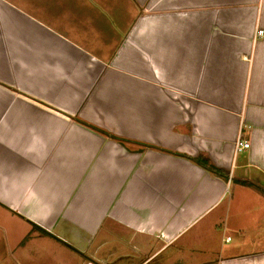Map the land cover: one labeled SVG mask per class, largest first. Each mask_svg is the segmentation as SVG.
Masks as SVG:
<instances>
[{
	"label": "crops",
	"instance_id": "obj_1",
	"mask_svg": "<svg viewBox=\"0 0 264 264\" xmlns=\"http://www.w3.org/2000/svg\"><path fill=\"white\" fill-rule=\"evenodd\" d=\"M256 29L264 0H0V264H264Z\"/></svg>",
	"mask_w": 264,
	"mask_h": 264
},
{
	"label": "trees",
	"instance_id": "obj_2",
	"mask_svg": "<svg viewBox=\"0 0 264 264\" xmlns=\"http://www.w3.org/2000/svg\"><path fill=\"white\" fill-rule=\"evenodd\" d=\"M82 124L86 125L87 127L91 128V129H94L95 131H97V132H99V133H101V134H104V135H106V136H110L109 134H107V133H105V132H103V131H101V130H98V129H96V128H94V127L88 125V124H85V123H82ZM110 137H111V136H110ZM112 138H113V137H112ZM114 138H115V137H114ZM193 161H194L195 163L201 165L202 167H204V168H206V169H208V170H210V171H213L215 174H218V175H220V176L223 175L222 172L218 171L216 168H213V167L209 166L208 163L206 162V160H204V159H198V160H197V159H193ZM34 229H37V230H38V228H37L36 226H34ZM39 231H41V230H39ZM41 233H44V232L41 231Z\"/></svg>",
	"mask_w": 264,
	"mask_h": 264
},
{
	"label": "built area",
	"instance_id": "obj_3",
	"mask_svg": "<svg viewBox=\"0 0 264 264\" xmlns=\"http://www.w3.org/2000/svg\"><path fill=\"white\" fill-rule=\"evenodd\" d=\"M258 38H264V30L256 29L255 39H258ZM248 148H249V143L242 140V139H238L235 143V151L236 152H241V151L248 149ZM228 240H229V238H228Z\"/></svg>",
	"mask_w": 264,
	"mask_h": 264
}]
</instances>
